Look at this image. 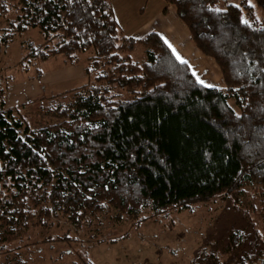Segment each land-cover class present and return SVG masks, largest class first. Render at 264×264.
<instances>
[{"label": "trees", "instance_id": "16d2710c", "mask_svg": "<svg viewBox=\"0 0 264 264\" xmlns=\"http://www.w3.org/2000/svg\"><path fill=\"white\" fill-rule=\"evenodd\" d=\"M12 1L16 14L0 31V51L30 28L42 38L22 46V71L92 54L87 83L61 102L31 103L60 117L55 125L30 128L17 107L6 108L0 82V259L58 217L76 228L101 226L102 218L135 226L251 189L264 197V0H162L217 65L224 88L199 84L156 32L122 35L110 0ZM9 11L1 2L0 17ZM229 240L231 250L244 244L237 232ZM257 244L240 264L264 252Z\"/></svg>", "mask_w": 264, "mask_h": 264}, {"label": "rangeland", "instance_id": "374dc122", "mask_svg": "<svg viewBox=\"0 0 264 264\" xmlns=\"http://www.w3.org/2000/svg\"><path fill=\"white\" fill-rule=\"evenodd\" d=\"M237 1L224 0L222 3L232 4ZM1 2L7 3L10 11L6 16L0 17V31L4 29L6 21L13 19L16 14L11 8L15 2L0 0ZM113 2L116 20L128 21L123 22L128 30L123 31L118 24L122 35L141 37L149 30L160 29L159 20H164V28L170 34L168 38L163 33L165 39H169L171 49L182 60L187 61L192 73L196 74V79L198 77L206 85L224 88L217 65L193 47L186 27L178 20L171 5L162 0ZM247 3L251 2L247 0ZM117 6L121 8L122 16L118 14ZM41 41L38 29L30 28L15 36L0 51V82L6 89V108L17 107V114L33 129L45 128L62 121L56 114L41 111L38 109L39 105L35 104L38 101L40 104L41 99L46 104L50 97H56V102H61L64 98L62 94L87 83L88 78L84 74L85 59L92 54V51H87L78 63L71 65H67L64 58L58 56L37 62L27 72L22 71L17 65L24 54L22 46L28 42L38 44ZM131 55L134 61L141 62V51ZM20 106L22 107L19 108ZM89 126L94 124L89 123ZM263 208L264 197L251 189L235 200L230 197L221 198L208 205L168 210L135 226L130 221L117 223L102 218L101 226L83 223L80 228H76L64 218L58 217L46 229H30L25 240L26 246L16 254L9 253L1 258L0 264H83L82 261L91 264H240L239 258L247 252V246L259 245L258 242L264 244ZM111 214L114 215L115 212L112 211ZM233 232L241 234L244 242L234 248L236 250H231L229 244V235ZM63 235L69 241H44ZM124 235L127 237L121 239ZM97 240L105 241L96 243ZM114 240L116 241L112 243ZM262 250L256 249L261 255L247 264H264Z\"/></svg>", "mask_w": 264, "mask_h": 264}, {"label": "crops", "instance_id": "0c3cea01", "mask_svg": "<svg viewBox=\"0 0 264 264\" xmlns=\"http://www.w3.org/2000/svg\"><path fill=\"white\" fill-rule=\"evenodd\" d=\"M114 0H111V3H113L114 4V2H113ZM125 0H122V3H125L124 2ZM129 1H131V3H133V0H126V2H129ZM141 3V2H140ZM162 3V2H161ZM139 4V3H138ZM163 4V3H162ZM164 5V4H163ZM159 6H161L160 4H159ZM115 7H116V5H115ZM166 9V8H165ZM117 12H118V14L120 15V16H122L123 15V13H122V11H121V8L120 7H118L117 6ZM164 10V8L163 9H161V12ZM160 11V9L158 10V12ZM166 12V11H165ZM162 14H165V13H162ZM121 18V17H120ZM160 21V23H161V26H160V29H155V31L154 30H149L148 32H146L145 34H147V33H149V32H156L157 34H159L161 37H162V39L165 41V40H167V39H165V37H164V34L163 33H166L167 35H168V38L170 37V34H169V32H167L166 31V29L164 28V20H159ZM117 22H119L118 24H120V26H121V28H122V30L124 31V30H128V29H126L125 27H124V23L123 22H126V23H128V21L127 20H123L122 21V19L121 20H118ZM169 25V24H168ZM161 30V31H160ZM145 34H143V35H145ZM142 35V36H143ZM169 40V39H168ZM167 40V41H168ZM168 44H169V42H168ZM167 44V45H168ZM176 57V56H175ZM51 84H53V82L51 81ZM216 86H218V87H221V86H219V85H216Z\"/></svg>", "mask_w": 264, "mask_h": 264}, {"label": "snow or ice", "instance_id": "6c2138e0", "mask_svg": "<svg viewBox=\"0 0 264 264\" xmlns=\"http://www.w3.org/2000/svg\"><path fill=\"white\" fill-rule=\"evenodd\" d=\"M216 11L219 12L220 9H216ZM242 22L245 23V24H247V21H245V20H243V19H242ZM164 42H165V44H168V41H167V40H165ZM168 47L171 48V45L168 44ZM172 51H173V55H176V59H177V61H179V62L182 63V64H186V63H187V61L182 60V59L179 57V55H177V54L175 53V50H174V49H173ZM193 75L195 76L196 74L193 73ZM197 82H198L199 84L204 85L205 87H213V85H206V84H204V81L200 80L198 77H197ZM238 118H239V117H238Z\"/></svg>", "mask_w": 264, "mask_h": 264}]
</instances>
